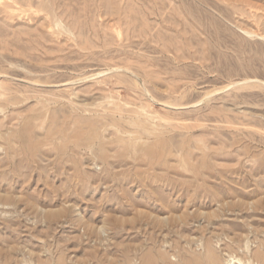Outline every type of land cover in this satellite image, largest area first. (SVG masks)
<instances>
[{
    "label": "rangeland",
    "instance_id": "374dc122",
    "mask_svg": "<svg viewBox=\"0 0 264 264\" xmlns=\"http://www.w3.org/2000/svg\"><path fill=\"white\" fill-rule=\"evenodd\" d=\"M263 191L264 0H0V264H264Z\"/></svg>",
    "mask_w": 264,
    "mask_h": 264
},
{
    "label": "bare ground",
    "instance_id": "6f19581e",
    "mask_svg": "<svg viewBox=\"0 0 264 264\" xmlns=\"http://www.w3.org/2000/svg\"><path fill=\"white\" fill-rule=\"evenodd\" d=\"M249 34V33H248ZM217 178V177H216ZM225 182H226V180H225ZM229 189V188H228ZM262 190V189H261ZM232 192V191H231ZM264 192V191H263ZM233 193V192H232ZM238 197H241V196H239V195H237ZM241 199V201H242V197L240 198ZM248 201V200H247ZM175 212V211H174ZM183 243V242H182ZM203 245H205V244H203ZM155 246V245H154ZM153 248V247H152ZM204 248V255H206V261H207V264H218V261H217V258L215 257V255L213 254V252L210 250V247H208L207 245H205V247H203ZM202 248V249H203ZM178 249H181V248H178ZM185 249V248H184ZM182 251V250H181ZM147 253H149V252H147ZM168 253V252H167ZM185 253V252H184ZM183 253V254H184ZM157 254V253H156ZM165 252H161L160 253V255H159V257L160 258H164V256H165ZM146 255H150V253L149 254H146ZM180 255H182V254H180ZM156 257H157V255H156ZM145 258V257H144ZM149 258H150V256H148V259L146 258V264H151L152 262H150V260H149ZM155 258V257H154ZM158 258V257H157ZM184 260H185V262H187V263H192V264H202V262H201V258H198V257H195V258H193L192 259V257H190L189 255L188 256H186V255H184ZM263 258V257H262ZM165 259V258H164ZM181 259V258H180ZM260 259H261V257H260ZM148 260V261H147ZM263 260V259H262ZM261 260V261H262ZM181 261H183V260H181ZM204 262V261H203ZM166 264V263H165ZM167 264H169L168 262H167ZM182 264V263H181Z\"/></svg>",
    "mask_w": 264,
    "mask_h": 264
}]
</instances>
